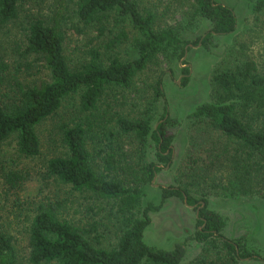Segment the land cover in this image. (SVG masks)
I'll return each instance as SVG.
<instances>
[{
	"label": "trees",
	"instance_id": "1",
	"mask_svg": "<svg viewBox=\"0 0 264 264\" xmlns=\"http://www.w3.org/2000/svg\"><path fill=\"white\" fill-rule=\"evenodd\" d=\"M68 2L73 18L68 28L62 13L46 19L24 14L18 30L14 24L25 11V0H0V178L5 186L3 194L14 199L11 205L17 211L23 207L30 211L29 215L25 212L29 217L25 226L27 263L183 264L185 239L205 243L209 237L221 241L225 256L218 255L217 263L213 258L190 264H234L237 259H256V254L240 243L241 238L221 234L223 220L206 207L210 187L214 186L229 198L249 195L264 200V72L249 62L210 74L214 101L200 103L186 115L189 148L181 169L188 183L160 185L157 203L145 201L140 207L143 191L118 175L122 168L116 157L122 137L129 136L139 145L148 137L155 146V161L141 167L137 182L151 181L155 173L168 166L172 134L167 130L171 119L166 107L153 128L147 119L114 113L99 128L104 150L89 152L86 148V136L92 129L89 116L97 117L100 109L102 115L106 114L115 94L131 90L136 77L159 56L176 59L189 45L206 46L213 36L232 33L236 28L232 9L216 0H191L190 20H205L208 28L188 41L179 38L181 31L175 27L156 29L154 12L139 9L137 0ZM249 4L254 12L264 11V0H249ZM66 28L75 35L94 31L88 41H98L87 48L85 58L77 65L69 64L64 52ZM121 50L125 56H121ZM188 69L187 64L180 69L182 84ZM161 73L151 86L158 98L163 97ZM31 75L35 79H30ZM74 95L75 106L69 101ZM59 110L62 117L56 130L60 150L43 158L38 184L67 187L105 202L111 210L115 207V214L122 215L121 223L115 242L108 246L101 245L95 225H78L62 217L57 211V198L37 202L23 196V183L30 179L17 166V159L41 156V124ZM10 143L11 152L7 150ZM195 181L203 184L199 197L188 191ZM170 197L182 201L184 197L188 206L196 204V223L201 228L171 249L156 248L144 242L143 232L150 222L149 214L157 212ZM0 264H18L13 237L2 229Z\"/></svg>",
	"mask_w": 264,
	"mask_h": 264
},
{
	"label": "rangeland",
	"instance_id": "2",
	"mask_svg": "<svg viewBox=\"0 0 264 264\" xmlns=\"http://www.w3.org/2000/svg\"><path fill=\"white\" fill-rule=\"evenodd\" d=\"M230 7L235 15L236 28L227 35L213 36L206 46L189 45L182 56H159L156 63L149 65L136 79L131 90L116 93L112 104L106 108L107 113L102 115L101 109L98 116H89L92 129L86 136V148L89 152L103 147L104 139L100 126L116 112L127 118H144L153 128L163 108L166 107L167 117L171 123L167 130L172 134L171 163L162 167L149 182H137L141 167L150 161H155V146L147 137L143 145H139L129 136L119 140L121 149L118 151L117 165L122 168L118 175L130 185L141 187L143 196L140 207L145 201L157 203L159 200V186H178L188 183V176L182 172L185 156L189 148V129L186 115L198 104L214 101L209 84V77L213 70H221L240 66L249 62L256 70L264 72V11L254 12L250 9L249 0H216ZM138 8L148 9L155 14L154 26L156 29L171 27L179 29V38L191 41L207 30L208 25L200 18L191 19V0H137ZM68 0H25L24 13L19 14V19L14 24L17 29L22 28L24 14L49 18L53 14L64 16L66 27L73 22ZM19 27V28H18ZM66 28L67 40L64 52L69 64L77 65L86 56L87 48L96 46L98 41L90 39L95 32L88 30L84 34L75 35L71 29ZM14 34V32H11ZM125 46V44H123ZM121 45V46H123ZM126 47H121L125 50ZM123 50L119 51L125 56ZM188 66V76L185 84L181 81L180 69ZM161 71V88L163 97H154L151 86L157 73ZM30 79H35L31 75ZM112 99V96H110ZM77 97L72 96L71 105H76ZM101 111V112H100ZM76 114V112L74 113ZM62 117V110L46 118L40 127L41 156L32 159H17V166L26 171L29 180L23 183V196L26 198L43 201L47 198L60 201L57 211L62 217L78 225H95L101 245L108 246L115 242L118 226L122 215L115 214V207L111 209L105 202H97L84 194L69 191L67 187L38 184V172L43 158L51 152L60 150V141L57 136V124ZM38 131V130H37ZM11 152V143L8 144ZM7 157V154H2ZM44 180V179H43ZM195 181L189 185V193L199 197L203 184ZM213 185L216 183L212 182ZM209 186V185H208ZM210 187V186H209ZM218 186L210 187L211 194L207 196L206 207L215 212L223 220L221 234L230 239L241 238L240 243L250 252L256 254V259H237L234 264H264V200L255 196H238L229 198L219 194ZM5 186L0 178V229L8 232L13 237V246L18 264L27 263L28 247L26 243L25 226L30 214L25 207L17 211L11 202L14 200L10 194L4 195ZM201 195V194H200ZM30 208V206H28ZM110 210L112 213H110ZM196 204L186 206L177 197L165 199L161 208L149 214L150 222L143 232L146 244L161 249H171L176 243H181L195 229L197 225L195 212ZM92 235V233H91ZM220 240L209 237L205 243H198L192 239H185L183 264H190L196 260L206 261L225 256L220 247Z\"/></svg>",
	"mask_w": 264,
	"mask_h": 264
},
{
	"label": "water",
	"instance_id": "3",
	"mask_svg": "<svg viewBox=\"0 0 264 264\" xmlns=\"http://www.w3.org/2000/svg\"><path fill=\"white\" fill-rule=\"evenodd\" d=\"M185 51V50H184ZM167 167V166H166ZM154 177V176H153ZM183 203L186 205V203H185V198L183 197ZM200 205H202V203H200ZM186 206H188V205H186Z\"/></svg>",
	"mask_w": 264,
	"mask_h": 264
},
{
	"label": "flooded vegetation",
	"instance_id": "4",
	"mask_svg": "<svg viewBox=\"0 0 264 264\" xmlns=\"http://www.w3.org/2000/svg\"><path fill=\"white\" fill-rule=\"evenodd\" d=\"M195 215H196V212H195Z\"/></svg>",
	"mask_w": 264,
	"mask_h": 264
}]
</instances>
